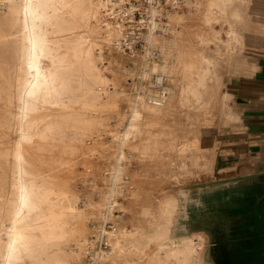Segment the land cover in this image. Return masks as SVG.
<instances>
[{
    "label": "rangeland",
    "instance_id": "obj_1",
    "mask_svg": "<svg viewBox=\"0 0 264 264\" xmlns=\"http://www.w3.org/2000/svg\"><path fill=\"white\" fill-rule=\"evenodd\" d=\"M253 1L232 0L231 6L240 10L241 19L232 18L228 13L225 19L219 16V23L215 24L218 34L227 29L229 24L241 31L249 14L254 16ZM259 1L262 2L258 5L262 10L264 0ZM205 13V5L201 9L187 5L181 11L168 14L167 29L155 36L157 41L161 36H175L173 41L176 44L171 46L166 55L161 43L153 38L149 42L157 50L151 59L145 52L131 55L121 51L118 44L116 47L103 44L105 73L115 79L117 92L114 94H111L110 89L105 96H101L92 89L94 82L88 76L90 69L87 65L81 66L73 61L69 66L57 67L56 72L66 81L58 85L52 95L56 102L50 105L47 102L48 95L41 94L39 89L35 92L25 90L20 84L21 80L15 78V74L22 76L28 67L30 42L36 38V33L26 30L21 34L12 20L15 15L4 18L0 10V153L6 148L23 153L31 186L34 189L53 186L54 191L56 188H59L58 192L64 191L66 198L77 202L76 209L80 216L66 215L68 235L59 241H43L34 232L28 246L31 264H52L57 258L68 261V254L74 250L79 253L69 259V264H73L80 257L93 224L102 221H109L115 227L111 245L116 253H111L112 249L109 252L112 264L162 262L168 244L179 247L183 244L175 237L184 231L182 215L185 216V207L196 200L195 195L199 192L187 187L228 178L247 170L244 163L246 151L242 148L241 140L232 133L237 123L236 119H231L233 108L230 98L224 95L225 76L237 62L239 45L235 42L226 47L219 37H214L218 48L195 42L199 36H214L213 30L204 20ZM21 17L18 13L17 22L21 21ZM61 21L58 19L47 29L56 33L64 32L62 29L66 24ZM219 35L223 36V33ZM183 38L188 44L191 40V49L199 48L211 57V73H215L220 80L215 95L201 109L197 106L186 107L178 99L180 91L170 94L173 85L166 82L163 91L166 103L172 104L170 112L161 117L143 112L140 104H147L144 101L145 94L154 92L146 93L143 87L147 85L149 88L151 85L152 64H161L163 60L171 62L175 58L177 45H183ZM61 45L62 50L72 56L74 44L64 42ZM185 60L188 64L194 63L198 70L204 68L205 62L196 61L194 54L186 55ZM147 72L149 76L143 77ZM179 77L184 79L180 69ZM35 83L39 88L40 81L36 79ZM40 94L46 100L39 99ZM3 167L0 164V168ZM37 211H32L31 218L33 223L40 224ZM83 213L84 218L81 216ZM217 215H220L217 217L222 224L229 223L225 216ZM209 216L214 217L212 214ZM73 232L81 234L79 238L84 237L81 243L69 235ZM201 233L202 243L198 248L202 263L213 264L208 250L209 240L207 235ZM116 240L118 243L122 240L123 243L117 245ZM114 244L122 251H119V247L117 250ZM171 257L173 262L181 263L183 255L178 253ZM0 264H19V261L13 256L0 257Z\"/></svg>",
    "mask_w": 264,
    "mask_h": 264
},
{
    "label": "bare ground",
    "instance_id": "obj_2",
    "mask_svg": "<svg viewBox=\"0 0 264 264\" xmlns=\"http://www.w3.org/2000/svg\"><path fill=\"white\" fill-rule=\"evenodd\" d=\"M231 4L232 0H191L189 2L188 5L194 9H201L202 6H206L204 20L211 27L214 34V36L211 37L199 36L198 38H196L195 42L199 44H210L213 45V47L215 46L216 48H218V43L215 40V38L217 37L221 39L222 44L226 47H230L235 42L239 41L240 29L232 26L231 24H229L227 29L220 32L223 33V36L219 35L220 33L218 34V31L215 30V24L219 23V19L221 17H224L225 19L227 13L230 14L232 18L239 20L241 19L240 10L235 6L232 7ZM0 10L1 12H3L4 18L9 17V15H15L12 20L14 21L16 27H18V30L21 34H23L26 30H29L31 32H35L37 35L36 38H34L30 42L31 48L29 49L30 53L28 58V67L24 70V72L22 71V76L19 73L15 74V78L19 81L21 80L20 84L25 87V90L35 92L39 89L41 94H46L49 96V100H47L48 104L54 105L56 101L52 95L57 91L58 85L62 81H66L62 79L63 76L60 77V75L56 72V68L67 66L70 62L76 61L81 66H88V68L90 69L88 72V76H90V78L94 82V86H92V89L96 91L99 95L105 96L110 89H112L111 94L117 92V89L115 87V79H111L110 77H108L107 73H105L106 61L103 60L102 46L103 44L105 46L106 43L108 45L111 44L116 47V43L119 38V30L117 29V27L114 26L111 21L107 20V18H105L104 15L101 13L100 1L0 0ZM18 13L22 15L20 22H17L16 20ZM219 16L220 18L218 19ZM58 19L62 20L66 24L65 27L62 29V31L64 32L61 31L62 33H56L54 30L50 29L49 31L47 29V26L52 25ZM192 31L193 30H191V32ZM174 37L168 36L162 38L161 36L162 39L159 37L158 41L155 37L153 39H156V42L161 43V49L166 55L169 53V49L171 48V46L175 43L173 41ZM151 39H149V41ZM64 42L74 44L75 47L72 52V56L69 55L70 53L68 54L62 50L63 45H61V43ZM190 42L188 44L185 39V41H183V45H177V52L175 53V58H173L171 62L165 60H163L164 62H162L161 64L154 62L152 64L150 73L152 72L151 76L153 77V74L154 72H156V69L160 68L159 70L166 75L165 83L169 82L173 85L172 92L168 90L169 93L174 95L175 93H177V91H180L178 99L179 101H182V104L184 106H197V108L201 109V107H203L207 103V101L215 95V89L216 86L219 85L220 80L218 79L215 73H211L213 72L211 71V66H213L211 57L199 48L191 49ZM150 43L151 42H149V44ZM193 54L195 55L196 61L205 62L204 68L202 70H198L197 68H195L196 65L194 63L190 62L188 64L186 62V55L190 56ZM186 66H189V68H185ZM181 68H183L182 71ZM179 69L184 79H181V77H179ZM148 76L149 72L144 74L143 77L147 78ZM78 77L79 76H77V78ZM36 79L39 80L41 83L39 85V88L35 83ZM59 86H61V84ZM143 87L146 93L152 90L154 92L159 91L160 95L165 98L162 102L158 103H152L147 98L146 100L144 99L147 104L145 105V102L142 103V105L140 104V109L143 110V112H149L159 116L164 114L166 115L167 112H170L169 110L172 104L170 102L166 103V94L163 91V87L158 90L157 87H154L152 83L151 85H149V88H147V85H143ZM41 94L39 96V99L44 98L46 100L44 95L42 97ZM224 95H226L227 98L230 97L228 93ZM175 98L177 99V96ZM1 143L2 142L0 140V144ZM19 150L21 151V149ZM193 159L195 158L193 157ZM0 164L4 166L3 168H0V257L8 258L10 256H13L19 261V264H31L28 258V254L30 251L28 246L31 235L35 232L39 236V238L46 242L49 240L59 241L61 239H64V237L68 235V230L65 222L66 215L71 214V216H73L78 214L75 204L76 201H70V199L66 198L64 191L58 192L59 188H56L58 191H54V189H52L53 186H51L50 188L44 187L41 189H34L30 184L31 182L27 178V166L25 156L23 153L19 154L17 150L6 148L2 153H0ZM116 176H118V174ZM60 189L62 190V188ZM69 196L71 197V195ZM176 209L177 208L175 207L174 210ZM34 210H38L37 218L41 220L40 224H35L32 222L31 213ZM81 216H83L84 218V213ZM75 227L76 226H74L73 228ZM69 235L74 237L76 241L80 243L82 242V239H84V237L79 238V236L81 235L79 233L76 234L75 232H73L69 233ZM202 237L203 234L200 231L198 232L194 230H190L187 233L179 236L176 235L175 239H179V241L183 244L180 247L175 244H168L167 249L164 252L165 259H163L162 262L151 261L148 264H199L200 260H202V257L199 254L200 249L198 247L201 244L199 243L198 239L200 240V238L202 239ZM119 243L118 240H116V244L118 245ZM162 244L164 245L166 243ZM37 247L39 248V246ZM118 247L119 246H117L116 249ZM201 247H203V245ZM119 251H122V248L119 247ZM114 252V250L111 251V253ZM77 253L79 252L74 250L71 251L68 254L69 259L72 257V255H76ZM127 253L128 252L126 251L125 254ZM178 253H181L183 255V257L181 258V263L176 261L173 262V259H170L172 258L171 256H175ZM69 259L67 261L63 258H57L55 261H53L52 264H69Z\"/></svg>",
    "mask_w": 264,
    "mask_h": 264
},
{
    "label": "crops",
    "instance_id": "obj_3",
    "mask_svg": "<svg viewBox=\"0 0 264 264\" xmlns=\"http://www.w3.org/2000/svg\"><path fill=\"white\" fill-rule=\"evenodd\" d=\"M252 3L256 7L254 18L249 14L242 24L237 62L224 80V94L228 93L232 101L231 119H236L237 123L232 133L241 140L247 156L244 161L247 170L238 175L264 171V8L261 10L258 6L262 3L259 0ZM261 188H264V176L195 189L199 192L195 195L196 200L185 207L181 234L194 230L207 235L203 229L193 228L192 224L209 218V214H221L232 222L238 218L245 198L255 199ZM253 199L248 201L249 206L254 205ZM199 243H202L201 238ZM199 264H203L202 260Z\"/></svg>",
    "mask_w": 264,
    "mask_h": 264
},
{
    "label": "built area",
    "instance_id": "obj_4",
    "mask_svg": "<svg viewBox=\"0 0 264 264\" xmlns=\"http://www.w3.org/2000/svg\"><path fill=\"white\" fill-rule=\"evenodd\" d=\"M101 13L119 30L118 47L128 54L148 52L151 59L156 55L154 44L149 39L167 29L168 14L181 11L191 0H99ZM157 58V57H155ZM151 83L160 90L166 75L157 70ZM152 103L162 102L160 92L145 94ZM114 225L109 221L93 224L92 232L84 242V248L73 264H112L109 260L112 249Z\"/></svg>",
    "mask_w": 264,
    "mask_h": 264
},
{
    "label": "water",
    "instance_id": "obj_5",
    "mask_svg": "<svg viewBox=\"0 0 264 264\" xmlns=\"http://www.w3.org/2000/svg\"><path fill=\"white\" fill-rule=\"evenodd\" d=\"M264 176L263 172H256V173H247L242 174L238 176H232L228 178L223 179H216L213 181H206V182H199L196 184L189 185L187 188H195V189H201L206 188L210 186L219 185L222 183H231V182H237L240 180H247L252 177H262ZM253 197H249L248 199L245 198L246 201H244V204L240 206L241 212L237 215L238 218H236L234 221L222 224L220 219L218 217H209L204 218L203 220H199V222L193 223V228H199L203 229L208 237L209 240V246L208 250L212 257L213 264H226L228 262L229 264H264V242L261 243L260 246H245V252H247V258L246 260L242 261H227L226 258L222 257L219 258L218 256L221 255L222 249L225 246V238H228L229 244H227L228 247H231V244H233L232 240L233 238H229V235H231V226L232 223L236 221V223L241 224L243 221H262L264 220V188H261V192L253 199L254 206L252 209H248L249 205L247 204L248 201L252 200ZM252 206V205H250ZM252 215L255 216V218L252 217ZM217 216V215H213ZM258 227V226H256ZM260 236L264 238V230L260 231ZM257 235V233H256ZM225 237V238H224ZM236 242V241H235ZM231 250V248H230Z\"/></svg>",
    "mask_w": 264,
    "mask_h": 264
},
{
    "label": "flooded vegetation",
    "instance_id": "obj_6",
    "mask_svg": "<svg viewBox=\"0 0 264 264\" xmlns=\"http://www.w3.org/2000/svg\"><path fill=\"white\" fill-rule=\"evenodd\" d=\"M252 207H255L254 205L249 206L248 209H252ZM253 218H255L254 215H252ZM234 221V220H233ZM258 226V227H256ZM264 230V220L262 221H243V223L238 224L236 223V221L234 223H232L231 226V235H229V238H233L232 242L235 246H231L228 247L227 244H229L228 242V238H225V246H223L224 248L222 249L221 255L218 256L219 258H226V260L228 261H240L241 262L246 260L247 256V252H245V246H260L262 242H264V238H262L260 236V231ZM257 233V235H256ZM241 240H245L246 242L243 243ZM236 241V242H235ZM232 244V245H233ZM245 245V246H244ZM231 248V250H230ZM240 263V262H238ZM237 263V264H238ZM226 264H229L228 262H226ZM234 264V263H232ZM244 264V263H242ZM246 264V263H245Z\"/></svg>",
    "mask_w": 264,
    "mask_h": 264
}]
</instances>
